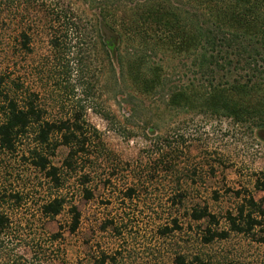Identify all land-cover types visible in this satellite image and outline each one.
I'll list each match as a JSON object with an SVG mask.
<instances>
[{
    "label": "rangeland",
    "instance_id": "rangeland-1",
    "mask_svg": "<svg viewBox=\"0 0 264 264\" xmlns=\"http://www.w3.org/2000/svg\"><path fill=\"white\" fill-rule=\"evenodd\" d=\"M100 29L118 74L117 36L104 23ZM46 39L35 37L33 55L16 57L21 68L34 70L27 69L29 87L39 93L45 120L78 112L100 140L95 139L99 152L91 164L76 172L63 169L66 147H36L32 135L14 152L0 148V208L26 248L32 237L42 239L40 264H176L178 256L186 264H264V228L236 233L226 219L249 195L261 199L254 179L264 173V138L226 118L166 107L170 91L189 78L184 62L159 55L166 87L147 97L134 95L126 81L114 97L104 85L108 66L102 54L80 53L76 47L49 72ZM80 58L91 65L83 74ZM94 68L95 98L87 94ZM98 104L109 112L108 120L96 112ZM36 149L58 169L61 186L34 166ZM83 189L92 192L91 199ZM54 199H64L65 205L59 215L47 218L42 207ZM205 205L216 224L190 217L192 208ZM72 206L80 213L74 233L69 228ZM53 235L55 241L49 239ZM19 252L28 254V249L21 246Z\"/></svg>",
    "mask_w": 264,
    "mask_h": 264
},
{
    "label": "trees",
    "instance_id": "trees-1",
    "mask_svg": "<svg viewBox=\"0 0 264 264\" xmlns=\"http://www.w3.org/2000/svg\"><path fill=\"white\" fill-rule=\"evenodd\" d=\"M76 1L79 9L75 0H0L2 150L14 152L19 143L32 135L36 147H66L63 169L70 172L86 168L99 152L95 140H100L99 132L82 114L49 121L37 105L39 93L29 87L28 78L29 70H34L21 68L16 57L33 55V42L40 35L46 36L50 49V55L44 59L49 72L50 68L58 69L63 63L61 57L64 59L76 47L80 53L83 50L90 55L102 54L108 66L103 84L114 97L118 95L116 89L126 81L134 95L147 97L166 87L159 55L184 62L189 78L170 91L166 107L226 118L264 138V0ZM101 23L117 36L118 74L103 40ZM78 66L82 74L91 67L82 58ZM94 70L90 75L93 81L87 83V94L95 98L99 84L97 69ZM97 106L96 112L108 120L109 112L101 104ZM31 158L34 166L45 171L56 186L62 185L58 169L50 166L42 151L33 150ZM87 183L88 180L82 181L83 186ZM254 188L261 199L256 201L249 195L235 216L228 214L231 231L247 233L256 227L264 228V173L255 177ZM83 192L86 199L92 198L90 190ZM133 194L129 189L127 197L132 198ZM64 205V199H54L42 207V214L54 218ZM70 213L69 228L74 233L79 227L80 213L76 206L71 207ZM190 217L194 221L208 219L217 223L207 205L192 208ZM18 234L9 215L0 208V264H40L45 246L42 239L32 237L26 248ZM56 237L49 239L55 241ZM213 237L210 234V239ZM21 246L28 249V254L19 252ZM175 261L186 264L180 256Z\"/></svg>",
    "mask_w": 264,
    "mask_h": 264
}]
</instances>
